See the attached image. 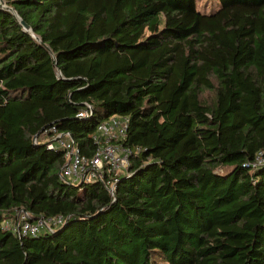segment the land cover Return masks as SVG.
Returning a JSON list of instances; mask_svg holds the SVG:
<instances>
[{"label":"trees","instance_id":"obj_1","mask_svg":"<svg viewBox=\"0 0 264 264\" xmlns=\"http://www.w3.org/2000/svg\"><path fill=\"white\" fill-rule=\"evenodd\" d=\"M4 1L0 264H264V0ZM114 116L132 151L114 197L35 141L54 127L90 158ZM19 212L65 222L20 239Z\"/></svg>","mask_w":264,"mask_h":264},{"label":"built area","instance_id":"obj_2","mask_svg":"<svg viewBox=\"0 0 264 264\" xmlns=\"http://www.w3.org/2000/svg\"><path fill=\"white\" fill-rule=\"evenodd\" d=\"M88 115L80 113L79 117ZM129 129V118L114 116L99 125L94 134L97 145L92 157L83 155L68 133L58 132L56 128L46 130L40 140L48 144V149H61L65 154V164L61 172L62 180L76 186L101 182L114 197L116 185L121 174H127L130 166L131 149L123 145ZM264 166V151H261L252 164L253 168ZM65 222L63 216L30 220V215L19 212L16 217L5 219L3 229L10 231L18 238L36 236L41 232H53Z\"/></svg>","mask_w":264,"mask_h":264},{"label":"rangeland","instance_id":"obj_3","mask_svg":"<svg viewBox=\"0 0 264 264\" xmlns=\"http://www.w3.org/2000/svg\"><path fill=\"white\" fill-rule=\"evenodd\" d=\"M216 0H198V5H199V9L202 12H206V13H210L212 12L215 8H217L216 6Z\"/></svg>","mask_w":264,"mask_h":264},{"label":"water","instance_id":"obj_4","mask_svg":"<svg viewBox=\"0 0 264 264\" xmlns=\"http://www.w3.org/2000/svg\"><path fill=\"white\" fill-rule=\"evenodd\" d=\"M0 3H1V5H3V7H5V1H4V0H0ZM8 10H10V11L13 12V13H15V10L12 9V8H8ZM15 14H16V13H15ZM18 19H19L21 25L24 27V29H25L26 31H30V32H31V29L29 28V26H28L25 22H23V21L21 20V18L18 17ZM37 138H38V136L36 137V139H37Z\"/></svg>","mask_w":264,"mask_h":264}]
</instances>
